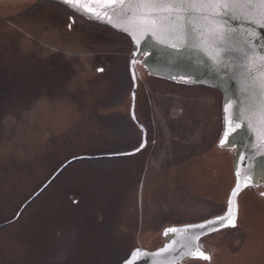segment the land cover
Wrapping results in <instances>:
<instances>
[{
	"label": "rangeland",
	"instance_id": "rangeland-1",
	"mask_svg": "<svg viewBox=\"0 0 264 264\" xmlns=\"http://www.w3.org/2000/svg\"><path fill=\"white\" fill-rule=\"evenodd\" d=\"M16 2L0 0V264H122L162 246L167 227L223 213L235 153L218 144L221 93L150 76L144 56L137 116L156 122L145 156L74 161L22 208L69 159L126 143L108 119L131 115L115 84L133 46L76 13L72 29L28 22ZM262 192L247 189L238 225L202 239L213 261L190 264H264Z\"/></svg>",
	"mask_w": 264,
	"mask_h": 264
},
{
	"label": "water",
	"instance_id": "water-1",
	"mask_svg": "<svg viewBox=\"0 0 264 264\" xmlns=\"http://www.w3.org/2000/svg\"><path fill=\"white\" fill-rule=\"evenodd\" d=\"M62 4L64 0H52ZM70 9L75 11L96 23L107 25L108 27L121 32L128 36L133 45V50L130 56L129 68L131 77L133 80V89L131 91V117L138 125L142 132V143L141 145L126 154L134 155L143 151L148 145L147 129L143 124L142 120L137 116L136 113V102L137 92L139 87L138 75L136 71L138 59L144 56L142 65L148 70L150 75L156 77H162L165 79L174 80L186 84H197L206 87L214 88L218 90L223 97V131L219 140V145L222 148L234 149L235 150V161H234V176L235 183L227 200V209L222 214L213 216L206 220L195 223H187L182 225H173L167 227L163 231V236L166 239L165 243L155 250H147L144 248H136L132 251L127 259L122 264H182L190 259H203L209 260L210 255L201 249L200 242L205 237L220 232L225 229L234 228L226 221L217 220L215 224L206 225L209 229L206 234L201 235L198 240L195 241L200 251L203 252L208 259H204L200 256L191 255L184 247L192 237L189 235L193 232L205 231L203 229L189 228V225L205 223L209 219H215L219 216H225L228 214L229 202L231 201L232 214L235 217L236 226L238 225L239 219V197L249 188H259L264 186V142H262L258 133L252 129H245L242 124L240 128L236 130V133L228 138L231 143L221 144V140L224 139V133L228 130L231 125L228 121L233 119V112L236 107V101H246L245 89L242 85V77L240 76V62L242 59L243 39L239 38V48L227 47L218 50V55L223 58V68L218 66L217 63L210 57L206 50H198L189 46L183 39L177 40H166L165 43H160L156 36H153L151 32L141 33L137 29H133L137 39H133V35L127 31H123L120 27L114 26L117 21L113 20L112 23L108 22L106 17L96 18L91 13L78 11L76 8L69 4H65ZM93 7H98L93 5ZM167 23V22H165ZM184 21L180 20L179 25L183 26ZM195 25L196 28H201L206 25L207 21L194 20L190 22ZM229 23L234 27H239L240 22L238 20H230ZM176 22H173L171 27L175 28ZM249 31H255L257 37L260 39L254 40L255 48L257 52L264 50V28L258 25H245ZM207 28L205 33L207 34ZM175 43L177 47L173 48L169 45ZM226 57V58H225ZM251 100L255 101L256 96L252 95ZM231 101L232 107L229 108L228 112H225V106L227 101ZM239 133V134H237ZM118 156L117 154L108 155H97V156H79L69 159L64 163L57 172L51 177V179L43 185L34 196L29 199L22 208L28 205L34 198H36L68 165L76 160L85 158H98V157H113ZM237 168L241 173L239 181L236 175ZM249 174L248 179H245V174ZM240 184V190L236 196H232L233 190L236 188L237 183ZM247 185V186H246ZM19 214L17 217H19ZM227 225V226H224ZM177 229L176 232H169V229ZM215 228V231L210 229ZM167 233V234H166ZM167 248V251H161ZM139 250V252L137 251Z\"/></svg>",
	"mask_w": 264,
	"mask_h": 264
},
{
	"label": "snow or ice",
	"instance_id": "snow-or-ice-1",
	"mask_svg": "<svg viewBox=\"0 0 264 264\" xmlns=\"http://www.w3.org/2000/svg\"><path fill=\"white\" fill-rule=\"evenodd\" d=\"M64 3L78 11L91 13L96 18L106 17L110 23L113 20L117 21L114 26L129 32L133 39H137L133 29L139 30L142 34L151 32L160 43L183 39L194 49L206 50L224 71L226 69L223 68V58L218 55V50L227 47L239 48L238 40L244 38L239 71L247 102L237 99L233 119L228 121L231 127L225 131L221 144H230L231 140L228 138L232 133H236L242 124L245 129L256 131L264 142V50L257 52L254 40L261 37H257L254 30L249 31L245 27L252 24L264 28V0H64ZM180 20L185 22L183 26L179 25ZM194 20L208 23L196 28L190 23ZM230 20H238L239 27L232 26ZM173 22L177 24L175 28L171 27ZM205 28L208 30L207 34ZM169 46L175 48L177 44L172 43ZM252 95L256 96L255 101L250 99ZM231 107L229 100L226 102L225 112ZM236 175L239 181L241 175L239 168ZM248 177L249 174L246 173L245 179ZM239 190L238 182L232 196H236ZM232 211L230 201L227 215L209 219L205 223L189 225V228L205 231L190 233L192 239L184 245L185 249L193 256L208 259L195 241L209 230L206 225L215 224L217 220L226 221L227 224L236 227ZM168 231L176 232L177 229ZM161 251H167V248Z\"/></svg>",
	"mask_w": 264,
	"mask_h": 264
},
{
	"label": "flooded vegetation",
	"instance_id": "flooded-vegetation-1",
	"mask_svg": "<svg viewBox=\"0 0 264 264\" xmlns=\"http://www.w3.org/2000/svg\"><path fill=\"white\" fill-rule=\"evenodd\" d=\"M9 1H14V0H9ZM16 1H17L16 4L18 6L14 7V8H17V7H19V6H21L23 4L24 7L22 6V7L18 8V9L23 8L19 12H20L21 16L24 17V19L26 21L32 23L34 20L42 21V19L45 18L46 20H48V23H51V24L56 23V24H59V26H62V23H64L65 25H66V23H69L67 25V27H68V29H72V23L71 22H73V20H74L75 12L72 11L67 6H65V5H63V4L59 3V2L50 1V0H30V2H28V3L27 2L24 3V1H20V0H16ZM43 5H45V6H43ZM15 16H17V15H14L13 17H15ZM15 18H18V17H15ZM19 21L20 20H18V22ZM18 22H16V23H18ZM15 28H16V26H15ZM36 31H37V29H36ZM146 95H147L148 100H149V94H146ZM137 107H138V95H137V103H136V112H137ZM123 118H127L128 120L130 118V120H132L133 124L130 123V121H129L130 127L133 130H136L137 133H139L141 135V140H140V142L138 144L135 145V147L132 146L130 149H122V150H119L118 152L114 153V154L118 155V156H115V158H117V159H132L131 157L138 156V155H139L138 157L143 158L145 156V154H146L145 152L147 151V149L149 147V141H150V138L152 137V135L154 133L155 123L156 122L153 121L154 119L152 117H143V116L139 117L142 120L143 124L145 125V127L147 129L148 145L143 151H141V152H139L137 154H134V155H128L126 153L131 152V151L137 149L140 146V144L142 142V132H141L140 128L138 127V125L133 120V118L131 117V115L130 116H124V117L122 116L121 119H123ZM150 120L152 122H150ZM121 139H124V137H122ZM218 144H219V142H218ZM219 147H220V145H219ZM232 151L234 152V150H232ZM176 157L177 156H170L169 161H174ZM176 161H177V159H176ZM176 161L174 163L175 165H176ZM146 170L148 171L149 169H146ZM262 187H264V186H260L259 188H262ZM259 188H252V189L255 190V189H259ZM260 197L264 198V192H262L260 194ZM223 212H225V211H223ZM221 232H223V230L218 232V233H221ZM200 245H201V249H203L206 253H208L210 255V259L209 260L190 259V260L185 261L182 264H190L192 262L193 263L194 262L200 263V262H207V261L209 262V261H211V259L213 261V258H214L213 253L214 252L211 251L209 248L204 247L203 244H202V241L200 242ZM152 250H155V249H152Z\"/></svg>",
	"mask_w": 264,
	"mask_h": 264
},
{
	"label": "trees",
	"instance_id": "trees-1",
	"mask_svg": "<svg viewBox=\"0 0 264 264\" xmlns=\"http://www.w3.org/2000/svg\"><path fill=\"white\" fill-rule=\"evenodd\" d=\"M118 74L120 76L118 78L117 84H115L116 92H120L121 95L126 96L128 91L129 90L131 91L132 85H133L131 75H130V70H129V63H128V66L126 64L124 70L123 69H122V71L120 70ZM113 92L114 93H112V95H111V100L115 98L116 92L114 91V89H113ZM122 116L124 117V115L117 114L113 117H110L108 120L113 121L114 128L117 131V134L121 133L124 137V140H126V143H124L121 146L116 143L115 149L113 146V147H111L110 151L118 152L119 150H122V149H130L132 146L135 147V145L138 144L141 140V135L139 133H137L136 130H133L130 127L129 121H130V123L133 124L132 120H130V118H129V120L127 118L121 119ZM128 116H130V115H128ZM150 122H152V121L150 120ZM103 158H105V157H103Z\"/></svg>",
	"mask_w": 264,
	"mask_h": 264
}]
</instances>
